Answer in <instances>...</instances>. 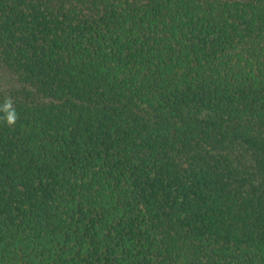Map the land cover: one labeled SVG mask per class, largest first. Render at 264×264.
Returning a JSON list of instances; mask_svg holds the SVG:
<instances>
[{"label":"trees","instance_id":"trees-1","mask_svg":"<svg viewBox=\"0 0 264 264\" xmlns=\"http://www.w3.org/2000/svg\"><path fill=\"white\" fill-rule=\"evenodd\" d=\"M0 264H264V0H0Z\"/></svg>","mask_w":264,"mask_h":264},{"label":"clouds","instance_id":"clouds-1","mask_svg":"<svg viewBox=\"0 0 264 264\" xmlns=\"http://www.w3.org/2000/svg\"><path fill=\"white\" fill-rule=\"evenodd\" d=\"M4 110L8 112V123L13 124L16 119L15 110L12 109V102L9 100L4 104Z\"/></svg>","mask_w":264,"mask_h":264}]
</instances>
